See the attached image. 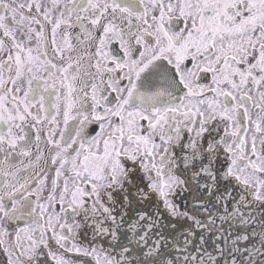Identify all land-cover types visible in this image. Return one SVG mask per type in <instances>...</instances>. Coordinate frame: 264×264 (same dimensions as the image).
<instances>
[{
	"label": "snow or ice",
	"instance_id": "obj_1",
	"mask_svg": "<svg viewBox=\"0 0 264 264\" xmlns=\"http://www.w3.org/2000/svg\"><path fill=\"white\" fill-rule=\"evenodd\" d=\"M0 264H264V0H0Z\"/></svg>",
	"mask_w": 264,
	"mask_h": 264
},
{
	"label": "flooded vegetation",
	"instance_id": "obj_2",
	"mask_svg": "<svg viewBox=\"0 0 264 264\" xmlns=\"http://www.w3.org/2000/svg\"><path fill=\"white\" fill-rule=\"evenodd\" d=\"M0 259H2V257H0Z\"/></svg>",
	"mask_w": 264,
	"mask_h": 264
}]
</instances>
